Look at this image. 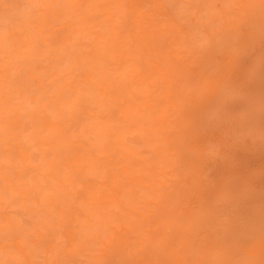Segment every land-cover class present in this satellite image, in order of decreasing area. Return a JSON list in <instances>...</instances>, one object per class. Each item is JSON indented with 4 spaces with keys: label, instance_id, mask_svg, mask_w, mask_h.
I'll use <instances>...</instances> for the list:
<instances>
[{
    "label": "clouds",
    "instance_id": "9594fccd",
    "mask_svg": "<svg viewBox=\"0 0 264 264\" xmlns=\"http://www.w3.org/2000/svg\"><path fill=\"white\" fill-rule=\"evenodd\" d=\"M137 2L150 23L144 47L134 55L162 69L150 81L153 92L169 79L173 60L238 39L248 7L264 6V0H231L223 10L208 7L213 0ZM120 3L0 0V264H114L113 257L122 253L148 264L141 254L151 236L137 221L133 202L145 206L134 192L150 186L118 150H103L85 139L86 131L108 116L113 138L133 120L144 130L150 126L111 91L107 111L98 112L93 95L102 79L100 65L108 60L96 58L94 66L77 39L85 29L101 37L114 33ZM161 32L168 47L154 52L150 41ZM173 95L169 84L170 108ZM164 116L154 118L160 121L156 133L169 131ZM145 146L135 144L136 159L146 158ZM84 181L98 190L105 181L118 182L128 193L125 208L82 197Z\"/></svg>",
    "mask_w": 264,
    "mask_h": 264
},
{
    "label": "rangeland",
    "instance_id": "374dc122",
    "mask_svg": "<svg viewBox=\"0 0 264 264\" xmlns=\"http://www.w3.org/2000/svg\"><path fill=\"white\" fill-rule=\"evenodd\" d=\"M120 4L121 8L114 12L118 21L114 33L122 40L125 53L111 47L110 43L115 40L112 34L105 36V49L98 47L99 40L95 39L98 32L94 29H88L87 34L82 31L77 39L83 42L84 52L90 53L98 47L112 56L113 51L117 61L122 64L119 71L123 72V78L128 70L127 68L125 71L124 61L130 60L140 66L150 82L160 75L162 69L158 64L146 63L143 58L134 55L144 47L143 33L150 21L142 16L139 21L138 12L141 14L142 5L137 0H122ZM231 6V0H213L208 5L218 10ZM246 21L238 39L213 45L193 58L172 61L169 79L181 112L176 111L167 117L170 120L177 119L176 123H167L169 131L156 133L155 129L160 125L151 118L152 103L159 113L163 110L161 99L166 95L168 85L163 83L153 92L150 83L134 78L132 81L124 80L128 87L121 82L114 84L115 94L124 101H132L135 108L139 107L140 116L144 122H149L150 126L144 130L141 123L133 120L135 122L131 128L124 131V135H115L114 138L113 135L94 133L85 135L88 142L98 144L101 148L106 146V150L120 147L124 142L136 154L138 149L135 144L147 145L142 152L146 157L145 162L131 154L128 162L140 177L145 175L144 183L150 186H140L134 192L135 199H143L145 206L141 207L133 202L137 210L134 213L137 221L151 236V243L141 254L148 264H264V154H260L259 150L261 148L264 152V93L247 90L245 95L248 101L230 111L232 132L216 135L221 139L214 150H225L231 146L240 148L238 154L228 152L231 154L226 156L221 167L207 168L205 165L202 172L197 173L194 178L193 171L197 169L196 142L200 140L202 144L204 140L200 135L192 137L190 134L179 133L180 128L185 127V120L189 121L194 117L190 107L194 102L197 103V97L201 98L203 80H209L210 76L217 74H226L227 63L232 55L239 54L246 58L251 54L253 57L248 59V66L233 82L232 88L225 90L233 94L234 98L239 95V88L251 71L250 68L254 69V75L261 72L264 66V6L259 3L251 4L247 9ZM243 36L246 37L244 41ZM149 47L154 52H163L168 47L167 36L164 33L154 36ZM105 68L109 74H114L116 69L113 65H106ZM129 88L136 89L135 93H127ZM248 91L252 92L248 94ZM93 104L102 114L103 108L99 106L96 90ZM104 104L103 107L107 109L108 102ZM248 105L252 107L249 108ZM180 113L186 116L184 121L180 118ZM137 114L138 111L132 115ZM243 116L245 118H242ZM111 119L112 117L108 116L101 120L100 124L109 128L108 121ZM137 125L142 128L137 130ZM143 132L146 133L144 138L141 136ZM170 145L175 146L177 150H167ZM155 148L163 150L156 151ZM239 161L241 168L237 171ZM149 164L152 168L162 171H151L147 168ZM84 184L86 185L87 181H84ZM111 191L106 190V193ZM123 191L122 189L121 193ZM144 191L149 194L143 197ZM85 195L86 191L81 192L82 197ZM126 200L127 198H124L121 203L110 200L108 204L117 203L124 209ZM114 214L119 217L120 211H115ZM139 259L140 257L129 256L127 253L113 257L114 264H137Z\"/></svg>",
    "mask_w": 264,
    "mask_h": 264
},
{
    "label": "bare ground",
    "instance_id": "6f19581e",
    "mask_svg": "<svg viewBox=\"0 0 264 264\" xmlns=\"http://www.w3.org/2000/svg\"><path fill=\"white\" fill-rule=\"evenodd\" d=\"M119 8H121V4L116 8V10H118ZM138 15L140 17L139 18L140 21L141 14L138 12ZM83 32L84 34H87L88 29L83 30ZM160 34L163 33L162 32L158 33L155 36H159ZM112 37H114L115 40L114 42L110 43L111 47L114 48L115 50H120V52H124L122 40H119L120 38L118 37V34L112 33ZM95 39L99 40L98 41L99 48L106 47L105 42H107V38L105 36L101 37L97 33L95 34ZM245 39L246 37L243 36L242 41H244ZM98 47L90 51L91 55L94 58L93 59L94 66L96 64V58H99L101 60L107 59L109 61L107 65H113L116 68L114 74H109L105 68L106 65L103 64L100 65V67L102 68V79L101 82L97 84L96 93L98 95L99 106L103 108L102 114H104L107 111V109L103 107L105 106L104 103L108 102L110 99V97L107 94L109 93V91L113 93H115L116 91V85L114 84L121 82L122 84H124V86L128 87V85L125 83L124 80L132 81L134 78H136L138 81H142L146 83H150V82L148 75L144 71H142L140 66L136 63H132L130 60L124 61L126 63L123 64V66H125V71L127 68L128 70L123 78V72L119 71V67L122 64L121 62L117 61L115 53L112 51L111 53L112 56H111L107 53H104V50L101 51V49H99ZM251 56L252 55L250 54L246 58H243L239 54L232 55L228 60L227 63L228 69H227V73L224 74L225 76L224 75L221 76L220 74H217L214 76H210L209 80H203L202 83L204 88H203V92L201 93V98L199 99L197 97L196 99L197 103L194 102L190 107L191 114L194 115V117H192L191 119H189V121H187L186 116L183 113H180V118H183V121L185 119L186 120L184 122L185 127H181L179 133L181 135L190 134L192 135V137H197L198 135H200L199 137H202V140H204L202 144L200 140L196 142L195 148L196 147L197 148L195 151V161H196L197 169L193 171L194 178H196L197 173L202 172L205 165L207 168H209L210 166L216 168L221 167L224 165L223 161L225 160L226 156L231 154L228 152H232L233 154L235 153L238 154L237 151L240 150V148H236V146H231L230 148L225 150L223 148L222 149L219 148L220 150H217L218 148L214 150L213 148L218 144L219 140L221 139L220 136L216 137V135H227L232 132V124L230 122L232 116L230 111L232 109L238 108L239 105H243L246 101H248L245 92L250 89L255 93H257V91L264 93V66L261 68L260 70L261 72L258 75H254L253 74L254 69L250 68L251 71L245 76L246 77L245 81L242 83L241 87L239 88V95L236 98L232 96L233 94L225 91L226 89L230 90L232 88L231 85L233 84V82L238 77H240V75L245 71L249 63L248 59L253 58ZM262 58H263L262 61H264V56ZM161 73L162 70H160V74ZM164 84L168 86L170 84L172 86L170 79H168ZM129 87H131V85ZM127 91H128L127 93L132 95L135 93L136 89L129 88L127 89ZM252 91H248V94ZM121 100L127 105L129 109V113L131 115L137 111H138L137 115L141 114L140 108L139 107L135 108L133 106L132 101H124L123 98ZM161 101L164 104V108L160 113L156 109L155 105L152 103L151 118L153 117L154 119L155 117L164 116V113L167 112L168 115L164 116V120L167 123L169 122L176 123L177 122L176 118L172 120L167 118L169 115H173L176 111L181 112L180 108L178 107V103L176 101V95H173L171 97V101L175 105L172 108L169 107L170 99L166 95L162 97ZM248 107L251 108L252 105H248ZM98 112L101 114L100 111ZM198 118H200V120L197 121ZM242 118L245 117L243 116ZM155 121L157 125H160L159 120H155ZM100 122L102 121H98L95 126L89 128L86 131L85 135L89 133L90 134L94 133L95 135H113V133L109 131V128L103 126L102 123L100 124ZM134 122L135 121H132L131 124L133 125ZM141 128L142 126H138V125L136 127L137 130H140ZM124 131H121L118 135H124L125 133ZM213 143H215V145ZM102 149L106 150V146H102ZM111 149H116L120 152L121 158L127 161L128 168L133 167L132 164L128 162V160L131 159V156L129 155L131 154L132 156H136V154L134 153L135 151H133L130 146H127L125 145L124 142H122L120 144V147H112ZM155 149L156 151H158L161 148H155ZM167 150L175 151L177 150V148L175 146L170 145V147ZM259 150H260V154H264L261 148H259ZM197 159L199 162L197 161ZM237 165L239 166L236 167V170L240 171L241 162L239 161ZM147 168L148 169L150 168V170L155 173L158 171H162L152 168L151 164H149ZM117 176L122 177L123 173L119 172L117 173ZM141 178L143 181H146L145 175L144 177ZM122 189L123 188L119 186L118 182L114 183L113 181H110L109 183H107V181H105L104 186L98 190L94 186H92L91 181H87L84 191H86L87 196H90L91 198L96 199L100 202L109 203V201L112 200L121 203L122 200L124 198H127L128 196L127 192L123 191V193H121ZM106 190H112V191L109 194H107ZM86 195L85 198L87 197ZM121 195L123 196V198H121Z\"/></svg>",
    "mask_w": 264,
    "mask_h": 264
}]
</instances>
